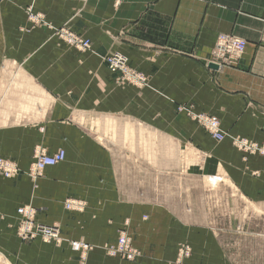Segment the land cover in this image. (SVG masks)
<instances>
[{
	"label": "crops",
	"instance_id": "0c3cea01",
	"mask_svg": "<svg viewBox=\"0 0 264 264\" xmlns=\"http://www.w3.org/2000/svg\"><path fill=\"white\" fill-rule=\"evenodd\" d=\"M27 6L40 23L27 19ZM60 27L89 39L90 49L65 44L53 33ZM219 33L246 43L235 63L211 69ZM263 34L264 0H0V157L26 169L37 148L65 150L35 189L26 175H0L2 262L77 264L66 241L17 236L16 209L30 204L36 221L94 246L87 264H168L181 243L192 249L187 264H249L219 234L243 235L240 245L260 229L190 221L157 186L190 177L230 190V201L247 204L243 216L264 217V154L232 142L264 145ZM112 53L144 84L110 72ZM188 106L216 117L224 139L188 118ZM69 197L84 200V211L65 210ZM121 229L144 253L135 262L102 251Z\"/></svg>",
	"mask_w": 264,
	"mask_h": 264
},
{
	"label": "rangeland",
	"instance_id": "374dc122",
	"mask_svg": "<svg viewBox=\"0 0 264 264\" xmlns=\"http://www.w3.org/2000/svg\"><path fill=\"white\" fill-rule=\"evenodd\" d=\"M184 109V107H183ZM186 116L188 117L186 111H184ZM189 118V117H188ZM37 150H40V152H46L48 153L44 148H37L35 149L33 156H32V161L29 163L28 167L26 169H22L18 166V164L15 161H12L7 158L0 157L4 160H7L10 163H13L16 167V173L14 176L10 178H15L20 175H26L29 180L32 183V187L35 189L37 187L38 180L44 176V172L47 169L42 171V173L38 176L34 175L32 173V162L34 160L35 154ZM49 154V153H48ZM55 166V165H54ZM51 167V166H48ZM0 175L5 177L1 172ZM7 178V177H5ZM181 182V185H179ZM162 183V182H161ZM167 185L162 184L160 186H157L160 193L163 194L162 191H168L166 195L168 196L167 198V204H169L174 210L178 212H184L186 217L190 221H197V222H203L204 224H208L213 226L217 231L223 230V227L227 225H241L244 223V225H249L250 227H256V230L260 229L261 235L258 234H250V238H248L244 243H240L238 245L237 239H239L240 236L243 235H235V234H219L220 239L222 242L225 244L226 247L230 249V252L233 253V255L236 258H244L249 261V264H264V217H256L255 214H251L249 218L243 216V213L245 211V208L248 210L247 204L237 198L235 196L234 201L229 200V194L231 193L230 190L224 188L221 191H213L211 188H208L206 186L205 182H203V185L200 186L198 183H196L195 179L187 177V179H182L179 180V175H171L166 180ZM186 183V184H185ZM167 186V187H165ZM212 190V191H211ZM170 198V200H169ZM23 206H30L32 207L35 212L32 218V223L33 224H42V225H55L59 229V236L60 241H45L42 237L40 236H34V237H26L22 238L23 236L20 234V215L17 213V208L16 213L18 215V223L16 226V234L17 236L22 239V240H31L34 238H40L41 240L45 242H54V243H59L62 241H66L68 244L69 250L74 253L77 256V264H87V259L88 255L90 254L91 251H93L94 246L89 243L92 246V249L88 251L87 253L84 254V256L80 252H76L74 250H71L69 246V241L70 240H83L84 239H64V237L61 236L60 234V228L58 224L52 223V224H45L36 221L35 215L37 212V209L30 204H26ZM20 206V207H23ZM63 206L65 210L69 211H75L78 213H81L84 211V208L86 206V202L82 199L78 198H72L69 197L64 200ZM250 212H252V206H250ZM249 212V213H250ZM248 214V213H246ZM1 215V212H0ZM238 223V224H237ZM240 223V224H239ZM126 236V238L129 239L130 242V247L127 250H115L112 251L110 250L109 247L112 246L113 244H117L118 239L122 236ZM231 240V238H234ZM243 239L241 238V241ZM232 241H235L232 243ZM87 242V241H86ZM181 245H188L190 248L189 255L184 258V263L187 264V260L191 255V246L188 243H181L177 246L175 256L174 258L168 263V264H176V258L178 255V250ZM102 251L105 254L106 257L112 258V259H119L120 261H125V262H135L139 258H142L144 253L142 250L135 244V240L133 237L127 233L125 229L119 230L116 238L112 241H108L102 244ZM2 262V259H0V264H4Z\"/></svg>",
	"mask_w": 264,
	"mask_h": 264
},
{
	"label": "bare ground",
	"instance_id": "6f19581e",
	"mask_svg": "<svg viewBox=\"0 0 264 264\" xmlns=\"http://www.w3.org/2000/svg\"><path fill=\"white\" fill-rule=\"evenodd\" d=\"M85 2L86 0H78ZM120 0H114L115 4H119ZM25 14L27 19L31 23H40L43 20V15L40 12L33 11L31 6L25 8ZM57 37H59L65 44L72 46L80 51H87L90 49V41L87 38H84L73 31L60 27L54 30L53 32ZM232 37V38H231ZM264 37V34H263ZM239 40L243 42L238 51L234 53L229 51L227 48L223 47L224 40L232 41ZM245 41L235 37L232 34L219 33L216 36L214 45L211 49L210 59L207 60V65L211 69H218L224 66H230L231 64L237 61L245 47ZM115 63L111 61L115 60ZM226 59V60H225ZM225 60V61H224ZM105 63L108 70L112 73L121 72L125 73L128 81L133 82L139 86L143 85L145 82L144 75L140 73L132 74L129 72L127 66L126 58L121 53H112L105 58ZM185 111L188 117L203 128L215 141H221L224 139L225 135L221 128L219 120L205 112H195L193 106H188L185 108ZM233 144L240 150L247 153L259 152L264 154V145L258 147L252 143H249L245 139H234ZM65 158V150L63 148H58L55 152L48 154L46 152H40L37 150L34 160L32 162V173L36 176L40 175L45 167L54 166L62 162ZM0 172L7 178L14 176L16 173V167L13 163L8 162L0 158ZM35 210L30 206H23L17 209V213L20 215V234L26 237L40 236L45 241H60L59 229L55 225H42V224H33L32 218ZM44 232V233H43ZM69 246L71 250L80 252L83 256L85 253L92 249V246L83 240H70ZM130 247L129 239L126 236L122 235L117 244H113L109 247L112 251L117 250H128ZM190 248L188 245H181L178 250V255L176 258V264H185L184 258L189 255Z\"/></svg>",
	"mask_w": 264,
	"mask_h": 264
},
{
	"label": "built area",
	"instance_id": "2783aa9c",
	"mask_svg": "<svg viewBox=\"0 0 264 264\" xmlns=\"http://www.w3.org/2000/svg\"><path fill=\"white\" fill-rule=\"evenodd\" d=\"M232 38V37H231ZM243 44V42L235 39V40H232V41H227V40H224V44H223V47L227 48L229 51L231 52H235V51H238L240 49V46ZM226 60V59H225ZM224 60V61H225ZM116 61H120L119 59L118 60H113L111 61L112 63H115ZM44 233V232H43Z\"/></svg>",
	"mask_w": 264,
	"mask_h": 264
}]
</instances>
